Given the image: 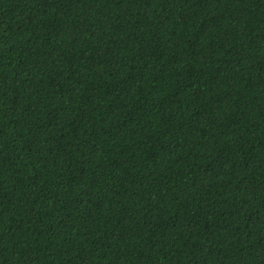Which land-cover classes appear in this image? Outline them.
<instances>
[{
    "label": "trees",
    "instance_id": "obj_1",
    "mask_svg": "<svg viewBox=\"0 0 264 264\" xmlns=\"http://www.w3.org/2000/svg\"><path fill=\"white\" fill-rule=\"evenodd\" d=\"M0 264H264V0H0Z\"/></svg>",
    "mask_w": 264,
    "mask_h": 264
}]
</instances>
